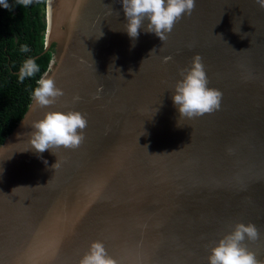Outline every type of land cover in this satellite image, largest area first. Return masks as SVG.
Here are the masks:
<instances>
[{
	"label": "water",
	"instance_id": "1",
	"mask_svg": "<svg viewBox=\"0 0 264 264\" xmlns=\"http://www.w3.org/2000/svg\"><path fill=\"white\" fill-rule=\"evenodd\" d=\"M45 9L53 54L0 145V264H264V0Z\"/></svg>",
	"mask_w": 264,
	"mask_h": 264
},
{
	"label": "trees",
	"instance_id": "2",
	"mask_svg": "<svg viewBox=\"0 0 264 264\" xmlns=\"http://www.w3.org/2000/svg\"><path fill=\"white\" fill-rule=\"evenodd\" d=\"M46 0H0V145L25 114L48 68Z\"/></svg>",
	"mask_w": 264,
	"mask_h": 264
},
{
	"label": "bare ground",
	"instance_id": "3",
	"mask_svg": "<svg viewBox=\"0 0 264 264\" xmlns=\"http://www.w3.org/2000/svg\"><path fill=\"white\" fill-rule=\"evenodd\" d=\"M47 21H48V8H47ZM48 34H49V23H48Z\"/></svg>",
	"mask_w": 264,
	"mask_h": 264
},
{
	"label": "clouds",
	"instance_id": "4",
	"mask_svg": "<svg viewBox=\"0 0 264 264\" xmlns=\"http://www.w3.org/2000/svg\"><path fill=\"white\" fill-rule=\"evenodd\" d=\"M45 8H46V6H45ZM45 21H46V9H45Z\"/></svg>",
	"mask_w": 264,
	"mask_h": 264
},
{
	"label": "rangeland",
	"instance_id": "5",
	"mask_svg": "<svg viewBox=\"0 0 264 264\" xmlns=\"http://www.w3.org/2000/svg\"><path fill=\"white\" fill-rule=\"evenodd\" d=\"M47 1V0H46ZM46 1H45V6H46Z\"/></svg>",
	"mask_w": 264,
	"mask_h": 264
}]
</instances>
